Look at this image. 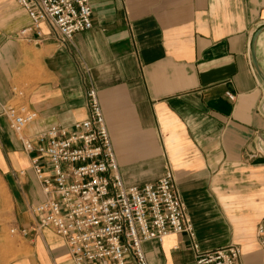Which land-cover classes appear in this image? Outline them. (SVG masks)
<instances>
[{"label":"crops","instance_id":"0c3cea01","mask_svg":"<svg viewBox=\"0 0 264 264\" xmlns=\"http://www.w3.org/2000/svg\"><path fill=\"white\" fill-rule=\"evenodd\" d=\"M90 4L93 28L70 42L45 31L40 41L26 40L29 59L9 44L0 50V264H75L64 239L31 212L46 199L31 161L48 165L24 151L5 107L20 103L37 113L23 136L38 146L49 128L71 129L87 118L90 88L125 184L154 183L171 170L200 249L240 244L241 264H264L257 236L264 225V84L250 54L264 0ZM256 51L264 70V33ZM10 61L29 82L22 81L21 98ZM143 250L149 264H195L186 233L145 242Z\"/></svg>","mask_w":264,"mask_h":264},{"label":"built area","instance_id":"2783aa9c","mask_svg":"<svg viewBox=\"0 0 264 264\" xmlns=\"http://www.w3.org/2000/svg\"><path fill=\"white\" fill-rule=\"evenodd\" d=\"M14 1L29 20L19 33L21 38L36 36L40 41L48 31L66 44L77 33L93 28L90 0ZM228 97L234 100L230 94ZM86 99L85 120L71 129L49 128L38 136V146L21 137L36 121L37 113L20 103L4 109L24 151L37 152L48 165L39 157L31 161L46 196L43 203L31 208L38 225L64 239L75 264H149L145 242H161L171 234L183 233L192 241L195 264H241L239 245L200 249L171 170L154 183L125 184L97 91L88 89ZM257 236L264 252V225L258 227Z\"/></svg>","mask_w":264,"mask_h":264},{"label":"rangeland","instance_id":"374dc122","mask_svg":"<svg viewBox=\"0 0 264 264\" xmlns=\"http://www.w3.org/2000/svg\"><path fill=\"white\" fill-rule=\"evenodd\" d=\"M25 23H29L25 12L18 7L13 0H0V50L5 47L6 44H9L15 48V53L17 51L18 54H26V58L29 59L30 46L26 42L27 39L19 36L20 31L27 26ZM0 65H3V62H0ZM7 65H9L11 69L9 79L13 84V88H15V90H13L14 96H17L18 92L25 90L24 87L21 86L22 81H25L26 85L29 82L27 78L23 80V77L19 74V69L14 68L13 61H10V64L7 63ZM239 246L241 248L240 244Z\"/></svg>","mask_w":264,"mask_h":264},{"label":"water","instance_id":"95a60500","mask_svg":"<svg viewBox=\"0 0 264 264\" xmlns=\"http://www.w3.org/2000/svg\"><path fill=\"white\" fill-rule=\"evenodd\" d=\"M264 33V24L260 25L256 30L254 31L251 42H250V54H251V60L253 64V68L258 75V77L261 79V81L264 84V70L261 67V65L258 62L257 59V41L259 39V36Z\"/></svg>","mask_w":264,"mask_h":264},{"label":"bare ground","instance_id":"6f19581e","mask_svg":"<svg viewBox=\"0 0 264 264\" xmlns=\"http://www.w3.org/2000/svg\"><path fill=\"white\" fill-rule=\"evenodd\" d=\"M18 93H20V92H18ZM18 93H17V94H18ZM21 93H22V92H21ZM22 94H23V93H22ZM17 96H18V95H17ZM18 97L21 98L20 96H18ZM22 136H23V133L21 134V137H22ZM23 137H24V136H23Z\"/></svg>","mask_w":264,"mask_h":264}]
</instances>
